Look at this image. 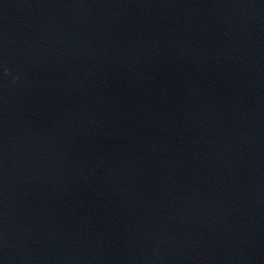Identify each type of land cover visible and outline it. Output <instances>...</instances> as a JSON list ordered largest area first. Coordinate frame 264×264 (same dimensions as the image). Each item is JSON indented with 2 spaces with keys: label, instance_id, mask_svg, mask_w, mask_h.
Segmentation results:
<instances>
[{
  "label": "water",
  "instance_id": "1",
  "mask_svg": "<svg viewBox=\"0 0 264 264\" xmlns=\"http://www.w3.org/2000/svg\"><path fill=\"white\" fill-rule=\"evenodd\" d=\"M0 264H264V0H0Z\"/></svg>",
  "mask_w": 264,
  "mask_h": 264
}]
</instances>
